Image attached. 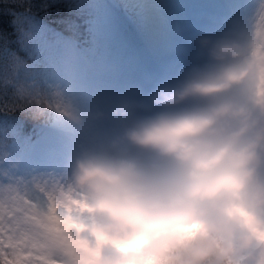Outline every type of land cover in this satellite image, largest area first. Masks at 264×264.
I'll return each mask as SVG.
<instances>
[{
	"label": "clouds",
	"instance_id": "1",
	"mask_svg": "<svg viewBox=\"0 0 264 264\" xmlns=\"http://www.w3.org/2000/svg\"><path fill=\"white\" fill-rule=\"evenodd\" d=\"M209 55L154 96L169 110L75 160L59 202L80 219L53 226L65 264H264V10Z\"/></svg>",
	"mask_w": 264,
	"mask_h": 264
},
{
	"label": "rangeland",
	"instance_id": "2",
	"mask_svg": "<svg viewBox=\"0 0 264 264\" xmlns=\"http://www.w3.org/2000/svg\"><path fill=\"white\" fill-rule=\"evenodd\" d=\"M119 2L104 5L99 20L91 21L89 46H51L48 64L37 71L31 94L49 105L58 97L66 111L50 107L49 122L35 142L12 152L0 144V190L11 187L2 209L6 219L25 215L13 207L19 197L28 199L23 194L43 191L47 197L66 190L83 153L109 149L137 120L169 110L153 103L157 92L211 63L209 53L217 43L250 40L264 10V0ZM118 110L128 115L115 114ZM11 227L0 237L2 263L14 259L8 247ZM20 255L35 258L36 253L24 249Z\"/></svg>",
	"mask_w": 264,
	"mask_h": 264
},
{
	"label": "trees",
	"instance_id": "3",
	"mask_svg": "<svg viewBox=\"0 0 264 264\" xmlns=\"http://www.w3.org/2000/svg\"><path fill=\"white\" fill-rule=\"evenodd\" d=\"M106 4L120 2L0 0V144L5 152L35 142L49 122L52 109L42 106L46 99L34 97L30 88L37 71L48 64L51 46H89L88 26L99 20Z\"/></svg>",
	"mask_w": 264,
	"mask_h": 264
},
{
	"label": "snow or ice",
	"instance_id": "4",
	"mask_svg": "<svg viewBox=\"0 0 264 264\" xmlns=\"http://www.w3.org/2000/svg\"><path fill=\"white\" fill-rule=\"evenodd\" d=\"M6 189L0 190V237H3L7 225H11V235L8 236V247L13 249L14 259H5L3 264H65L63 256L56 254L54 249L58 237L53 231L54 223H70L79 220L80 217L73 216L72 212L65 211L59 202L61 191L55 195H46L43 191L34 197L25 200L19 197L18 203L13 207L17 212L25 215H15L5 218L2 211L5 200ZM73 211H75L73 209ZM4 240L0 239V257H3ZM24 249L35 250V258H22L20 252Z\"/></svg>",
	"mask_w": 264,
	"mask_h": 264
}]
</instances>
